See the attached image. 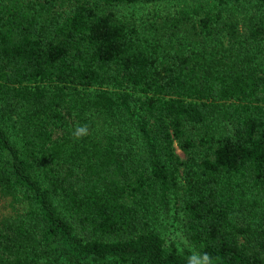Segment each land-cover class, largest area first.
Here are the masks:
<instances>
[{
	"label": "trees",
	"instance_id": "1",
	"mask_svg": "<svg viewBox=\"0 0 264 264\" xmlns=\"http://www.w3.org/2000/svg\"><path fill=\"white\" fill-rule=\"evenodd\" d=\"M0 204V264H264V0H0Z\"/></svg>",
	"mask_w": 264,
	"mask_h": 264
},
{
	"label": "rangeland",
	"instance_id": "2",
	"mask_svg": "<svg viewBox=\"0 0 264 264\" xmlns=\"http://www.w3.org/2000/svg\"><path fill=\"white\" fill-rule=\"evenodd\" d=\"M167 8L165 5L161 4H149V5H137V6H130L124 8L122 10L123 14L128 18L133 19H142L148 16H152L155 13H165ZM176 152L178 155L183 159L184 154L183 152L176 146ZM182 184V181L180 182ZM1 209V204H0ZM182 213H177L175 209L171 212L170 215L165 216L163 219L164 223V236L167 243H174L179 249L188 247L187 239L183 232V220H182ZM194 255L199 260V264H202L200 261L198 254L194 251Z\"/></svg>",
	"mask_w": 264,
	"mask_h": 264
},
{
	"label": "clouds",
	"instance_id": "3",
	"mask_svg": "<svg viewBox=\"0 0 264 264\" xmlns=\"http://www.w3.org/2000/svg\"><path fill=\"white\" fill-rule=\"evenodd\" d=\"M84 131H85L84 128H79V129H77V131H76V135H80V134L83 133Z\"/></svg>",
	"mask_w": 264,
	"mask_h": 264
}]
</instances>
